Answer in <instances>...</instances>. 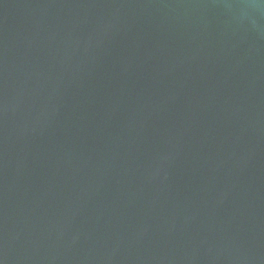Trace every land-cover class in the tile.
Instances as JSON below:
<instances>
[{"label": "water", "instance_id": "1", "mask_svg": "<svg viewBox=\"0 0 264 264\" xmlns=\"http://www.w3.org/2000/svg\"><path fill=\"white\" fill-rule=\"evenodd\" d=\"M0 264H264V0H0Z\"/></svg>", "mask_w": 264, "mask_h": 264}]
</instances>
